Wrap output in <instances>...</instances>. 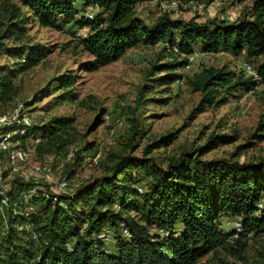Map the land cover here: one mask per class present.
<instances>
[{
    "label": "trees",
    "instance_id": "1",
    "mask_svg": "<svg viewBox=\"0 0 264 264\" xmlns=\"http://www.w3.org/2000/svg\"><path fill=\"white\" fill-rule=\"evenodd\" d=\"M141 1L2 0L0 40L18 46L12 52L15 62L0 68V102L13 99L17 94L13 79L50 52L27 40L30 22L52 28L70 23L89 27L82 42L93 56L92 63L85 64L89 70L116 61L139 44H160L180 58L159 66L166 71L157 78L162 84L184 80L176 71L196 48L259 59L254 65L257 77L227 66L204 67L188 76V86L200 93L194 111L219 107L233 92L264 85V0H252L248 13L233 22L202 23L167 14L146 23L135 13ZM88 9H96L92 18L84 15ZM57 82L67 88L75 78L68 74ZM67 124L60 117L33 125L20 145L34 135L40 138L38 154L52 152L51 143L65 151L71 142L62 138L61 131ZM169 137L162 136L150 146L162 145ZM250 137L264 139V121ZM236 138L233 133L211 132L203 145L181 151L165 165L146 156H127L110 172L79 184L69 194L55 195L39 186L35 195L24 197L33 184L17 176L9 178L7 168V173L1 172L9 180L5 188L0 186V203L6 199L5 205L0 204V264H197L208 254L212 261L202 264H228L222 253L244 259L249 236L264 234V156L242 162L238 151L227 158L202 157ZM142 178L147 182L140 184ZM224 217L239 220L242 230H224ZM121 222L127 236L121 233ZM105 230L113 233V245L98 238Z\"/></svg>",
    "mask_w": 264,
    "mask_h": 264
},
{
    "label": "rangeland",
    "instance_id": "2",
    "mask_svg": "<svg viewBox=\"0 0 264 264\" xmlns=\"http://www.w3.org/2000/svg\"><path fill=\"white\" fill-rule=\"evenodd\" d=\"M159 1L142 0L136 5L135 13L146 23L162 14L200 23L211 19L233 22L248 13L252 2L222 0L219 6L208 10L190 5L163 10ZM89 32V27L80 28L74 23L52 28L30 22L27 40L47 47L50 52L37 65L16 76L13 79L16 96L0 102V115L14 116L19 108L18 115L28 116L33 125L60 117L68 121L61 131L62 138L71 142L65 151L56 149L57 143H51L52 152L40 155L36 143L29 139L23 142V147L32 150L34 161L47 163L52 168V180L40 183L43 189L51 192L54 182L62 178H70V189L76 188L93 177L110 172L127 156H146L165 165L181 151L196 150L203 145L211 132L233 133L237 138L207 151L203 158H227L235 151L241 162L264 156V139L250 137L264 121V85L249 92H233L229 101L219 107L194 111L200 93L187 84V77L204 67L227 66L238 72L244 69L246 62L254 66L259 59L248 61L243 54L205 53L196 48L198 54L191 61L187 59L190 68L176 71L183 74L184 80L162 84L157 78L166 71H161L159 66L173 62V58L180 59L173 51L160 44H139L126 50L116 61L89 70L85 64L92 63L93 56L82 43ZM14 46L18 45L0 40V68L15 62ZM68 74L75 78L73 86L58 87L57 81ZM169 134V140L162 145L150 146ZM248 143L249 146L236 150L239 145ZM7 162L6 152L0 151V173L8 172ZM8 180L2 181L4 188ZM139 182L147 181L142 178ZM232 222L233 218H222L223 229H231ZM113 243L114 239L108 245ZM222 256L228 264H264V234L249 236L244 259L224 253ZM212 258L213 255L208 254L197 264L211 262Z\"/></svg>",
    "mask_w": 264,
    "mask_h": 264
},
{
    "label": "built area",
    "instance_id": "3",
    "mask_svg": "<svg viewBox=\"0 0 264 264\" xmlns=\"http://www.w3.org/2000/svg\"><path fill=\"white\" fill-rule=\"evenodd\" d=\"M222 0H213L210 3L199 2L196 0H188L187 2H181L180 0H160L159 5L163 10L169 9H177L182 6H192L194 8H198L202 10V8H214L221 4ZM185 3V4H184ZM84 15L87 18L93 17V12L89 9L84 12ZM198 52L195 50L192 52L187 59L197 55ZM190 61L187 60V63L184 67L186 69L190 68ZM247 74L253 75L257 77L256 70L254 66L246 62L243 69ZM19 108L16 109V115L10 116L8 114L0 115V151L6 152L7 160H8V169L9 174L8 177L17 176L23 179L26 182H31L33 185L31 188L24 194V197L32 196L36 194L37 188L40 186L41 182H50L52 180V168L47 163H42L39 161H34L32 150L30 147H23L20 145V138L30 134L33 123L29 121L28 116H19ZM107 117V116H106ZM16 136V137H15ZM12 138H15L12 140ZM29 140L33 143L38 144L40 138L38 136H29ZM71 157V154L68 155V158ZM4 178L0 173V186L3 183ZM70 178H62L56 182H54V186H52V194H69L72 189H70ZM141 192V188H139ZM2 193L0 189V194ZM1 205L6 204V199H1ZM261 206V204H259ZM232 227L237 231L242 230V224L239 220H233ZM121 233L125 236L128 235V229L125 223H120ZM161 234H165L166 232L163 230H159ZM98 238L101 239L105 244H108L110 241L114 239L113 233L109 230L101 231L98 235Z\"/></svg>",
    "mask_w": 264,
    "mask_h": 264
},
{
    "label": "crops",
    "instance_id": "4",
    "mask_svg": "<svg viewBox=\"0 0 264 264\" xmlns=\"http://www.w3.org/2000/svg\"><path fill=\"white\" fill-rule=\"evenodd\" d=\"M197 22V21H196ZM198 23H200V22H198ZM202 23V22H201Z\"/></svg>",
    "mask_w": 264,
    "mask_h": 264
}]
</instances>
